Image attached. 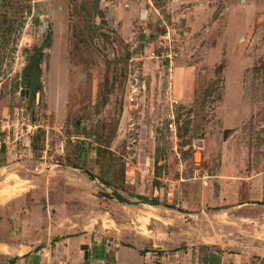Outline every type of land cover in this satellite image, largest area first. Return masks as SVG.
<instances>
[{
  "label": "rangeland",
  "instance_id": "1",
  "mask_svg": "<svg viewBox=\"0 0 264 264\" xmlns=\"http://www.w3.org/2000/svg\"><path fill=\"white\" fill-rule=\"evenodd\" d=\"M31 1L0 0V264H264V0Z\"/></svg>",
  "mask_w": 264,
  "mask_h": 264
},
{
  "label": "crops",
  "instance_id": "2",
  "mask_svg": "<svg viewBox=\"0 0 264 264\" xmlns=\"http://www.w3.org/2000/svg\"><path fill=\"white\" fill-rule=\"evenodd\" d=\"M30 150H31V148H30ZM262 199L264 200L263 196L260 198V200H262ZM261 207H262L261 210L264 213V201H263V203H261ZM46 224H47V228H49L48 221H47ZM81 239L82 238L80 236H69V237H65V238L59 239L57 241L55 240V241H53V244L56 246V248L59 247V246L64 247V249H65L64 253H66L68 257L73 256V255L76 256L77 254H79L78 252L81 249V246L82 245H86V243L82 242ZM39 244H40V242H39ZM41 249L43 250V252H42L41 256H39L40 258L46 252V249L44 247L43 248H39V250H41ZM86 249H87V246H86ZM82 255H83V252H82ZM186 256L188 257L187 253H186ZM219 260H220L219 261L220 264H226V262L228 261L227 257L224 256V255L221 256ZM58 262H60V261H58ZM39 263L40 264H46L45 263V259H42V258L39 259ZM129 264H141V261L139 259H137V258H134L133 260H131V263H129Z\"/></svg>",
  "mask_w": 264,
  "mask_h": 264
},
{
  "label": "built area",
  "instance_id": "3",
  "mask_svg": "<svg viewBox=\"0 0 264 264\" xmlns=\"http://www.w3.org/2000/svg\"><path fill=\"white\" fill-rule=\"evenodd\" d=\"M32 1H39V0H32ZM31 1V2H32ZM165 57L168 58L169 65H171V57L170 54L165 53ZM167 84L169 82L167 81ZM132 86V85H130ZM168 86V85H167ZM169 89V86L167 88V91ZM135 87H130V95L127 97L128 102H134L135 101ZM170 92V91H169ZM168 94V93H167ZM169 95V94H168ZM166 108L164 109V125L169 131H173L176 128V113H175V107L177 101L169 95V97L166 98ZM28 123L26 124V129L31 128V133H34L36 131V127L38 126L37 123L34 121H27ZM5 142L3 139H0V143Z\"/></svg>",
  "mask_w": 264,
  "mask_h": 264
},
{
  "label": "water",
  "instance_id": "4",
  "mask_svg": "<svg viewBox=\"0 0 264 264\" xmlns=\"http://www.w3.org/2000/svg\"><path fill=\"white\" fill-rule=\"evenodd\" d=\"M141 36L142 35H140L139 36V38L141 39ZM32 73L34 74V78L35 79H33V83H34V85H32V91H31V93H32V95L34 94V91H33V88L34 87H36L37 86V73H36V71H34V69L32 70ZM103 197H105V198H114V199H117V200H119V201H125V199L123 198V197H121L120 195H118L116 192H114V191H112L111 193H109V194H107V193H105V192H102V193H100ZM81 249L83 250V258L85 259V261L87 262V249H86V245H82L81 246Z\"/></svg>",
  "mask_w": 264,
  "mask_h": 264
},
{
  "label": "flooded vegetation",
  "instance_id": "5",
  "mask_svg": "<svg viewBox=\"0 0 264 264\" xmlns=\"http://www.w3.org/2000/svg\"><path fill=\"white\" fill-rule=\"evenodd\" d=\"M34 57L35 56H33V61H34ZM31 67H32V65H30L29 66V68H28V74L25 76V81L23 82L24 84H23V86H24V88L27 90L28 88H32V85H34V83H33V79H35L34 78V74L32 73V69H31ZM24 91V89L22 88L21 90H20V92L21 91ZM22 93V92H21Z\"/></svg>",
  "mask_w": 264,
  "mask_h": 264
},
{
  "label": "trees",
  "instance_id": "6",
  "mask_svg": "<svg viewBox=\"0 0 264 264\" xmlns=\"http://www.w3.org/2000/svg\"><path fill=\"white\" fill-rule=\"evenodd\" d=\"M143 252H145V251H143ZM9 261H10V262H13V261H14V258H11Z\"/></svg>",
  "mask_w": 264,
  "mask_h": 264
}]
</instances>
